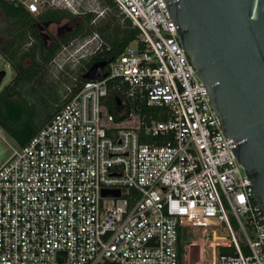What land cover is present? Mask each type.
<instances>
[{
	"label": "built area",
	"instance_id": "1",
	"mask_svg": "<svg viewBox=\"0 0 264 264\" xmlns=\"http://www.w3.org/2000/svg\"><path fill=\"white\" fill-rule=\"evenodd\" d=\"M9 1L36 17L93 13L95 27L115 8L140 32L136 47L108 61L103 79L84 78L105 46L98 32L72 39L53 59L72 83L54 116L0 167V264H191L196 243L182 240L189 227H215L212 264H264V209L167 1ZM77 67L81 78L70 70ZM5 133L0 124L8 143ZM221 225L228 235L218 234ZM231 246L235 253L220 254ZM204 253L200 244L197 264Z\"/></svg>",
	"mask_w": 264,
	"mask_h": 264
},
{
	"label": "water",
	"instance_id": "2",
	"mask_svg": "<svg viewBox=\"0 0 264 264\" xmlns=\"http://www.w3.org/2000/svg\"><path fill=\"white\" fill-rule=\"evenodd\" d=\"M166 1L179 24V41L208 89L224 133L236 140V155L264 209V0ZM49 24L34 26L44 42ZM107 65L94 63L84 78L103 79ZM6 77L0 71V85ZM104 195L121 192L105 190ZM199 261L200 249L193 246L191 264Z\"/></svg>",
	"mask_w": 264,
	"mask_h": 264
},
{
	"label": "trees",
	"instance_id": "3",
	"mask_svg": "<svg viewBox=\"0 0 264 264\" xmlns=\"http://www.w3.org/2000/svg\"><path fill=\"white\" fill-rule=\"evenodd\" d=\"M102 5L113 6V1L103 0ZM0 10L4 12L7 19H11L15 25H18L17 33H11L10 38L6 42L0 43V54L17 72L13 83L7 85L0 95V124L19 146L26 145L32 136L46 124L45 121L50 120L48 112L42 114V117L38 119V111L35 104L29 102L28 98L23 94L22 88L25 84L35 81L43 71H46L45 66L53 60L65 44H68L74 38L87 37L98 32L104 39L105 46L101 52H97L91 58L88 63V68H90L96 62L110 61L122 54L126 47L137 40L140 32L130 20L125 19L121 23L112 14L107 19H104L99 26L95 27L91 23L96 15L90 13L86 17V23L68 34L62 42L47 49L40 33L34 27L37 22L40 19L73 21L75 19L74 15L64 10L50 9L43 15L36 17L25 8L15 6L9 0H0ZM30 39H34L35 43L30 41ZM81 77L82 75L79 74V78ZM70 81L72 83L71 79ZM110 105L111 111L121 117L115 102ZM188 232L189 228L183 230V245L188 237ZM247 248V254H249V247L247 246ZM219 252L220 254H233L236 249L234 246L229 248L221 247Z\"/></svg>",
	"mask_w": 264,
	"mask_h": 264
},
{
	"label": "rangeland",
	"instance_id": "4",
	"mask_svg": "<svg viewBox=\"0 0 264 264\" xmlns=\"http://www.w3.org/2000/svg\"><path fill=\"white\" fill-rule=\"evenodd\" d=\"M85 1L88 3V5H96V0ZM99 1L103 3V0ZM111 14L115 15L118 21H120L121 23L124 22L123 17L119 15L115 8H113ZM102 21H100L98 26L101 24ZM77 22L78 20L75 19L73 21L64 20L63 25L69 24V27L71 28L72 26L76 25ZM17 28L18 25H15L11 19H7L4 12L0 10V43L6 42L10 38L11 33L16 34L18 31ZM55 33H57V31L56 28L53 27L51 35H55ZM83 38L84 37H81L80 42H83ZM30 41L35 43L34 39H30ZM29 45H27V47H29ZM132 45L136 47L137 41L134 42ZM61 50L57 53V55L61 52ZM57 55L53 59H55ZM64 65L65 64L63 61H58V64H56L52 60L45 66L46 71H43L35 81H33L32 83L25 84L22 88V92L28 98L29 102L35 104L36 109L38 111V119H40L42 117L41 115L45 114V112H48L50 119L54 116L55 112L57 111L56 106L63 99V96L65 94L64 91L67 85L71 84L70 78L67 76L66 73L68 69H66V66ZM61 67H64V70H62ZM2 70H5L7 72V77L4 79L3 84L0 85V95L7 85L13 83L14 79L17 76V72L13 69L11 64L0 54V71ZM70 70H72V72L76 71L77 75L81 74V72L83 71V69L78 67ZM109 106L111 105L109 104ZM48 120H46L45 123H47ZM5 137L8 143L0 140V167L13 154L12 147H18L16 141L9 135L7 131L5 133ZM230 216L231 223L238 237V240L242 248L244 249V253L247 254V237L242 227L231 215V213ZM217 228L219 229V235H228L226 229L224 228V225H221ZM189 229L190 230L187 234L188 237L185 239V245L190 246L191 244L196 243V246L200 249V244H203L205 247V253L203 257V262L199 264H212L213 244H211V242H213L212 230L215 229V227L210 228L208 231H203L199 229L194 230L190 227ZM220 241L222 240H218V242Z\"/></svg>",
	"mask_w": 264,
	"mask_h": 264
},
{
	"label": "flooded vegetation",
	"instance_id": "5",
	"mask_svg": "<svg viewBox=\"0 0 264 264\" xmlns=\"http://www.w3.org/2000/svg\"><path fill=\"white\" fill-rule=\"evenodd\" d=\"M41 16V15H40ZM87 15L82 16H75V20H78L77 24L72 26L70 29H63V21H58L55 19H40L37 22V25H45L46 23H50L48 26H45L43 33L48 34L50 37L47 42H45V46L47 49L52 48L54 45H56L59 42H62L66 36L75 30H77L81 25L86 23ZM55 27L57 33L55 35H51L52 28ZM38 32L41 35V32L39 29H37ZM72 30V31H71Z\"/></svg>",
	"mask_w": 264,
	"mask_h": 264
},
{
	"label": "clouds",
	"instance_id": "6",
	"mask_svg": "<svg viewBox=\"0 0 264 264\" xmlns=\"http://www.w3.org/2000/svg\"><path fill=\"white\" fill-rule=\"evenodd\" d=\"M92 46H93V44H88V45H86L84 48H82L80 54L84 53L88 47L90 48V47H92Z\"/></svg>",
	"mask_w": 264,
	"mask_h": 264
}]
</instances>
